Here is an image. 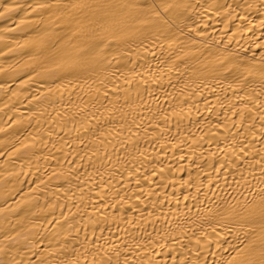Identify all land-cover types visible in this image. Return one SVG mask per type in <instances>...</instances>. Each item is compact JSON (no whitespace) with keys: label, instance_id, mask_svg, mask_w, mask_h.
<instances>
[{"label":"bare ground","instance_id":"bare-ground-1","mask_svg":"<svg viewBox=\"0 0 264 264\" xmlns=\"http://www.w3.org/2000/svg\"><path fill=\"white\" fill-rule=\"evenodd\" d=\"M0 264H264V0H0Z\"/></svg>","mask_w":264,"mask_h":264}]
</instances>
